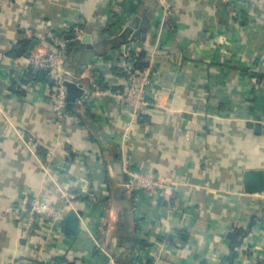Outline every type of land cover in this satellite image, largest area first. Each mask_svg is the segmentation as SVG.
I'll list each match as a JSON object with an SVG mask.
<instances>
[{"label": "crops", "instance_id": "obj_1", "mask_svg": "<svg viewBox=\"0 0 264 264\" xmlns=\"http://www.w3.org/2000/svg\"><path fill=\"white\" fill-rule=\"evenodd\" d=\"M76 29L66 67L85 95L94 82L111 94L77 103L61 129L54 77L34 84L15 61ZM0 43V207H16L0 216V264H264V192L245 190L246 171L264 172V0H0ZM143 50L157 54L135 117L115 94ZM125 161L178 182L172 201L130 197ZM67 191L77 235L65 216L29 220L32 198L60 206ZM236 229L249 231L233 254Z\"/></svg>", "mask_w": 264, "mask_h": 264}, {"label": "built area", "instance_id": "obj_2", "mask_svg": "<svg viewBox=\"0 0 264 264\" xmlns=\"http://www.w3.org/2000/svg\"><path fill=\"white\" fill-rule=\"evenodd\" d=\"M75 38L70 39L67 35H58V45L60 50L42 52L36 57H32L26 61H15L16 64L24 65L30 74H27L26 79L36 84L35 73L41 70L48 71L54 77V86L46 93L51 101L52 109L62 129L64 126V119L68 113V94L65 83L67 81H75L76 76L66 67V55L70 48L72 41H81L83 30L76 29ZM156 52L148 55V66L144 69L136 67V58L129 56V61L124 63L123 69L127 78V89L123 93L115 94L120 98L122 105L131 112L135 117L149 105L148 89L153 83L154 69L152 58L155 57ZM7 59L2 45L0 43V69L1 65ZM111 94L102 87L98 82H94L92 90L84 95L78 101L79 107L86 108L87 102L96 96ZM123 170L127 177L126 191L130 197H135L139 193H147L152 197L172 201L177 191L178 182H175L161 173L155 171H143L134 169L128 161L123 164ZM77 195L73 191L65 192V202L63 205H55L51 202L34 197L30 200L28 208L29 220L34 223L38 218H47L52 222L63 220L66 213L75 209ZM16 207H0L1 215H13Z\"/></svg>", "mask_w": 264, "mask_h": 264}, {"label": "water", "instance_id": "obj_3", "mask_svg": "<svg viewBox=\"0 0 264 264\" xmlns=\"http://www.w3.org/2000/svg\"><path fill=\"white\" fill-rule=\"evenodd\" d=\"M140 22V18L137 17L131 23V26L121 35V39L127 40L131 37L134 33L135 29L138 28ZM91 37L88 35L85 38V41H90ZM189 44V40L186 39L182 46L187 47ZM92 47V45H87ZM34 43L30 47V51L28 53L31 56V52L33 50ZM67 87V94H68V109L72 110L76 107L78 101L83 98L85 95V90L75 81H67L65 83ZM252 126V123H250ZM257 130L261 128L260 124L254 125ZM245 190L249 193H261L264 192V172L261 170H248L245 173ZM81 211H77L72 209L68 211L65 215L64 222H65V229L69 235H77L80 231L81 227Z\"/></svg>", "mask_w": 264, "mask_h": 264}, {"label": "trees", "instance_id": "obj_4", "mask_svg": "<svg viewBox=\"0 0 264 264\" xmlns=\"http://www.w3.org/2000/svg\"><path fill=\"white\" fill-rule=\"evenodd\" d=\"M146 32H147V30H143V31H140L139 33H140V35H142V34H145ZM68 37L70 39H74L75 35H74V33H70V34H68ZM79 45H80L79 41H72L70 43V48H69L68 53L66 55V62L70 61V56L72 55V53L75 50H77L79 48ZM17 50H18V53H20L22 56L23 55L25 56V54H26L25 50H23V51H21L20 49H17ZM148 52H149L148 50H143L141 52V54L136 58V61H137L136 62V67L137 68L144 69V68H146L148 66V64H149L148 61L147 62L145 61V59L148 57ZM47 73H48V71L41 70V71H38L37 73H35L34 75H35V78L37 80H40V79L44 80V79L47 78L46 77ZM76 112H78V111H76ZM79 116H82V115L79 113ZM248 231H245L243 229H236L235 232L231 234V238H232L231 247H232V250H233L232 251L233 254H235L236 247H238L242 243V240L248 234ZM179 236L181 237L182 235L177 233L176 235H173L172 237H170L171 242H174L175 239L177 237H179Z\"/></svg>", "mask_w": 264, "mask_h": 264}]
</instances>
